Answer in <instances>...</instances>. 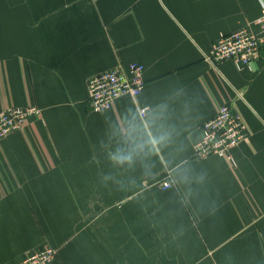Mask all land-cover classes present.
I'll return each mask as SVG.
<instances>
[{"label":"crops","instance_id":"obj_1","mask_svg":"<svg viewBox=\"0 0 264 264\" xmlns=\"http://www.w3.org/2000/svg\"><path fill=\"white\" fill-rule=\"evenodd\" d=\"M263 1L0 0V111L40 108L0 140V264H264V47L208 60ZM131 62L139 96L93 111L89 79ZM223 105L247 136L234 162L197 158Z\"/></svg>","mask_w":264,"mask_h":264},{"label":"built area","instance_id":"obj_2","mask_svg":"<svg viewBox=\"0 0 264 264\" xmlns=\"http://www.w3.org/2000/svg\"><path fill=\"white\" fill-rule=\"evenodd\" d=\"M255 24L257 30L244 28L222 34L213 42L208 60L212 64L234 60L238 65H248L256 59L264 47V1L261 15L255 20ZM143 70L142 63L131 62L127 68L114 67L93 75L88 82V102L91 109L104 112L112 108L114 102L124 95L138 97L145 84ZM39 113L40 108L36 105L10 106L0 111V140L20 130L29 116ZM201 131V138L195 144V156L205 158L217 155L231 162L235 160V147L248 133L241 115L227 105L220 107L216 115L205 121ZM172 185L168 178L162 183V188ZM57 257L56 248L45 246L27 255L18 264H57Z\"/></svg>","mask_w":264,"mask_h":264},{"label":"clouds","instance_id":"obj_3","mask_svg":"<svg viewBox=\"0 0 264 264\" xmlns=\"http://www.w3.org/2000/svg\"><path fill=\"white\" fill-rule=\"evenodd\" d=\"M153 145H155L157 143V141L155 139H151L150 141ZM112 159L114 160V162L118 163V164H124V163H131L132 162V156L131 155H116L114 154Z\"/></svg>","mask_w":264,"mask_h":264},{"label":"bare ground","instance_id":"obj_4","mask_svg":"<svg viewBox=\"0 0 264 264\" xmlns=\"http://www.w3.org/2000/svg\"><path fill=\"white\" fill-rule=\"evenodd\" d=\"M9 136V135H8Z\"/></svg>","mask_w":264,"mask_h":264},{"label":"rangeland","instance_id":"obj_5","mask_svg":"<svg viewBox=\"0 0 264 264\" xmlns=\"http://www.w3.org/2000/svg\"><path fill=\"white\" fill-rule=\"evenodd\" d=\"M164 182V181H163Z\"/></svg>","mask_w":264,"mask_h":264}]
</instances>
